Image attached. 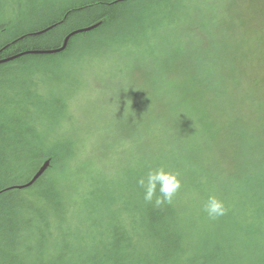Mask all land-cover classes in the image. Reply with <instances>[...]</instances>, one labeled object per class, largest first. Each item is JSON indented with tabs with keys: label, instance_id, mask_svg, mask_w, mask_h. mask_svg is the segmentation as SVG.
<instances>
[{
	"label": "trees",
	"instance_id": "trees-1",
	"mask_svg": "<svg viewBox=\"0 0 264 264\" xmlns=\"http://www.w3.org/2000/svg\"><path fill=\"white\" fill-rule=\"evenodd\" d=\"M179 5L175 0L167 3L165 0H75L61 4L50 13H42L38 23L25 26L24 22L10 28L0 25V59L20 54L0 62V264H223L227 256L231 262L264 264V247L182 246V232L176 227L179 207L172 202L161 205L144 202L138 183L134 189L141 203L134 206L135 212L142 234L148 236L151 230L148 237L152 238L153 247H130V242L123 241L125 238L114 229L119 227L116 224L110 226L113 227L110 241L100 247H72L76 228L60 180L51 175V170L53 173L59 157L62 160L68 157L65 152L70 151V159L73 149L68 143L58 142L42 153L36 139L33 140L34 125L29 113L37 110V106L31 100L28 106L22 104L23 98L25 103L35 90L26 84L30 75L38 73L36 76L41 78L52 74V66L58 64V69L63 55L70 57L76 51L82 55L93 38L100 42L92 45H105L108 40L103 42L98 35L120 27L135 6L151 15L152 32L180 16L169 15L175 9L173 14L176 13L181 8ZM35 15L31 12L29 18ZM95 23L98 25L93 29L70 36L62 52L26 53L59 47L70 31ZM109 35L113 37L111 42L130 41L118 36L117 31ZM82 38L89 40L80 44ZM197 44L184 55L187 58L184 65L164 63L163 67L159 59L154 62L150 132L138 138H126L136 144L140 152L137 162L146 167L145 173L149 168L163 166L181 173L180 179L187 186L223 199L228 184L226 179L218 183L217 170L229 165L241 169L237 167L245 164L253 168L245 180L254 184L253 187L263 188L264 120L241 119L236 113L235 108L239 110L242 105L234 102L230 86H238L240 81L226 70L229 69L227 51L223 52L214 41ZM153 55V59L159 57ZM236 68L241 70L242 63L241 68ZM23 90L25 95L20 94ZM245 148L246 157L237 161L236 157ZM46 158L50 165L32 185L6 189L28 181ZM238 180L232 178L235 183ZM237 187L248 189L242 177ZM258 203L256 208L263 210L264 205ZM256 216L255 228L264 235V210ZM125 243L129 245L120 247Z\"/></svg>",
	"mask_w": 264,
	"mask_h": 264
},
{
	"label": "rangeland",
	"instance_id": "rangeland-1",
	"mask_svg": "<svg viewBox=\"0 0 264 264\" xmlns=\"http://www.w3.org/2000/svg\"><path fill=\"white\" fill-rule=\"evenodd\" d=\"M72 1L75 0H0V25L10 28L24 22L25 26L35 24L41 21L42 13ZM175 2L181 8L169 15L180 16L152 32L151 15L135 6L120 27L98 35L103 42L108 40L105 45H92L100 42L93 38L82 55L77 51L70 57L63 55L59 68L58 64L53 65L52 74L36 79L33 95L27 96L25 103L23 98V105L28 106L31 100L37 106L29 114L38 150L46 152L58 142L68 143L73 149L70 159V151L65 152L68 157H59L54 172L51 170V175L60 180L76 228L72 247H100L107 243L112 224L119 226L114 229L125 238L123 241L130 242V247H153L152 238L148 237L151 230L148 236L142 234L134 207L141 203L134 186L146 174V167L138 164L140 152L128 139L150 132L151 67L156 60L161 66H181L187 61L184 55L195 48L193 44L214 41L223 52L227 51L226 70L240 81V85L230 86L234 102L242 105L239 110L235 108L236 113L241 119L264 120V0ZM195 8L199 10L194 11ZM31 12L37 17L30 19ZM116 31L130 41L111 42L113 37L109 34ZM87 40L82 38L80 44ZM155 53L157 59L152 57ZM25 90L20 94L25 95ZM246 155L245 148L236 160ZM237 168L241 169L229 165L217 170L218 183L226 179L228 188L222 199L227 215L216 219H210L203 211V203L213 194L181 181V190L172 203L180 210L176 227L182 232V246L264 247V235L254 224V217L264 210L256 208L258 201L264 205V187H253L245 180L253 168L245 164ZM231 177L239 180L235 183ZM241 177L248 189L237 187ZM204 217L208 220L201 221ZM223 264L245 262H231L227 256Z\"/></svg>",
	"mask_w": 264,
	"mask_h": 264
},
{
	"label": "clouds",
	"instance_id": "clouds-1",
	"mask_svg": "<svg viewBox=\"0 0 264 264\" xmlns=\"http://www.w3.org/2000/svg\"><path fill=\"white\" fill-rule=\"evenodd\" d=\"M137 183L143 190L144 201H154L156 205L171 203L182 187L179 174L163 166L149 168L145 175L138 178ZM203 211L210 219H216L224 216L227 208L222 199L209 195L203 203Z\"/></svg>",
	"mask_w": 264,
	"mask_h": 264
},
{
	"label": "water",
	"instance_id": "water-1",
	"mask_svg": "<svg viewBox=\"0 0 264 264\" xmlns=\"http://www.w3.org/2000/svg\"><path fill=\"white\" fill-rule=\"evenodd\" d=\"M98 25V23H95V24H92V25H89V26H86V27H82V28H77V29H74L72 31H70L66 36L65 38L63 39V42L62 44L59 46V47H55V48H50V49H44V50H29V51H26L29 52V53H55V52H60L61 50H63L64 48H66V45H67V39L72 36V35H75L77 33H81V32H85V31H89L91 29H93L94 27H96ZM46 29V28H45ZM45 29H43L42 31L40 32H43ZM18 55L20 54H17L15 56H12V57H7V58H3V59H0V62H5V61H8L10 59H13L14 57H17ZM50 165V160L49 159H46L44 160L41 165L38 167L37 171L32 175V177L24 182V183H21V184H17V185H11L9 187H7L6 189L8 188H26L28 186H30L31 184H33V182L40 176L42 175L45 170L48 168V166Z\"/></svg>",
	"mask_w": 264,
	"mask_h": 264
},
{
	"label": "bare ground",
	"instance_id": "bare-ground-1",
	"mask_svg": "<svg viewBox=\"0 0 264 264\" xmlns=\"http://www.w3.org/2000/svg\"><path fill=\"white\" fill-rule=\"evenodd\" d=\"M64 49H65V48H64ZM64 49H63V50H64ZM63 50H61L60 52H62ZM55 53H59V52H55ZM55 53H46V54H55ZM37 74H38V73H35L34 75H30V77L28 78V80H27V82H26V84H28V86H32L33 88H34V87L36 88V86H37V82H35V80H36V79H37V80L39 79V77L36 76ZM35 76H36V77H35ZM41 78H43V77H41ZM32 80H33V81H32ZM46 159H48V158H46ZM46 159H44V160H46ZM44 160H43V161H44ZM40 165H41V164H40ZM40 165H39V166H40ZM39 166H38V167H39ZM38 167H37L36 170L33 172V174L37 171ZM33 174H32V175H33ZM40 176H41V175H40ZM40 176H39V177H40ZM31 177H32V176H31ZM39 177H38V178H39ZM38 178H37V179H38ZM34 182H35V181H34ZM34 182H33V183H34ZM15 185H17V184H15ZM31 185H32V184H31ZM19 189H20V188H19Z\"/></svg>",
	"mask_w": 264,
	"mask_h": 264
}]
</instances>
